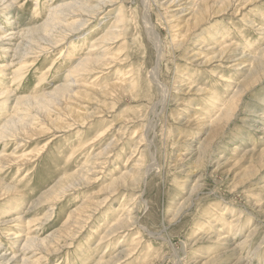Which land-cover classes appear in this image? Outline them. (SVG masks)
Instances as JSON below:
<instances>
[{
    "label": "rangeland",
    "instance_id": "1",
    "mask_svg": "<svg viewBox=\"0 0 264 264\" xmlns=\"http://www.w3.org/2000/svg\"><path fill=\"white\" fill-rule=\"evenodd\" d=\"M9 1L0 0V63L13 60L19 42H24L23 48L29 53L31 49L38 50L33 43L43 35L36 30L46 23L56 2L76 4V0H38L37 4L35 0H14L12 4ZM172 1L150 0L149 3L151 23L164 47L159 79L167 92L170 90L164 104L161 92H155L145 76L154 64V50L143 33V7L139 0H94L90 2L93 8L83 13L75 9L77 12L70 13L65 20L73 29L60 28L58 33L60 39L66 35L61 45L54 48L45 41L42 44L46 52L35 62L30 63L33 54L27 56L28 67L23 71L21 82L12 81L11 72L15 68L5 73L6 77L0 72L3 91L11 90L9 98L0 97V127L20 112L36 130L31 132L27 126L25 131H17L18 136L12 141L11 138L0 141V155L13 154L29 159L22 165L8 163L10 165L0 169V186L16 188L15 195L0 197V261L14 253L15 260L6 264H21L23 255L28 264H95L99 257L114 254L119 246H129L136 238L140 245L135 255L113 264L145 261L153 264H233L236 260L233 245L242 242L247 231L254 227L257 233H254L253 242L250 241L249 249L243 251L251 264H264V67L259 69L263 71L262 77L256 81L253 76L257 77L259 72H249L252 75L248 77V61H240V66H236L239 61L232 62L240 58L241 53L264 56V35L261 33L264 0H252L249 4L234 0L229 12L192 28L189 38L186 37L187 29L194 23V19L189 18L193 0ZM224 1L208 3L215 11L224 6ZM117 15L122 22L115 24ZM171 15H175L174 23ZM248 19L254 22L253 28ZM122 26L119 38L96 47L98 51L94 57L114 62L111 68L99 73L100 80L91 83L95 77L93 73L83 78L71 77L80 82L76 86L81 84L80 87L88 88L94 84L99 89L104 85L109 88L120 80L128 83L131 75L134 78L132 91L123 93L114 89L113 93L109 90L104 93L109 95H99L86 88L76 89L75 96L69 95L66 102L73 114L66 117L61 116V106L57 102L42 108L18 102V98H38L42 91L53 92L63 83H70L72 78L66 77L68 70L77 66L92 42L106 31L118 33ZM185 37L188 39L185 45L176 48ZM213 47L226 49L233 58L228 62L218 58L212 63H203L211 56ZM20 56L15 57L20 60ZM57 57L59 59L52 65L54 69L43 76V71ZM234 86L239 91L236 107L229 116L222 108L234 95ZM197 115L199 119L204 118L203 121L198 122ZM72 116L75 119L72 120ZM57 118H62L58 128ZM81 121L83 124H79ZM151 127L155 129H149ZM7 129L6 132L12 134L14 127ZM139 138L144 147L151 140V146L140 148L144 158L136 153L131 162L125 164L131 156L133 143ZM88 139L95 142L84 152L82 146ZM105 148L112 153L108 155L105 169L99 168L102 173L98 172L87 185H78L73 190L67 188L70 183L66 178L79 170L88 157L105 153ZM152 153L156 171L148 175L144 186L137 191L136 186L129 187L130 191L119 190L102 208H96L97 212L89 224L84 225L83 231L75 234L71 241L64 236L62 225L74 209L86 200L102 202L111 187L121 185L118 182L121 174L136 163H151ZM59 192L63 193L59 203L50 209V201L54 202L53 197ZM136 192L141 196L135 203L138 227L135 225L126 233L119 232L103 245H97V238L107 226L116 223L117 214ZM222 206L229 210L223 211V217L219 216ZM239 212L243 216V229L235 232L227 245H215L210 236L213 234L207 233L218 228L225 230L224 221ZM46 213L49 217L44 218ZM206 219L216 226L204 223ZM16 233L19 237L13 241L12 235ZM31 236L59 245L44 248L35 241L31 249L21 250L24 239ZM122 236L126 240L118 246ZM39 257L44 258L35 261ZM155 257L159 258L153 261Z\"/></svg>",
    "mask_w": 264,
    "mask_h": 264
},
{
    "label": "bare ground",
    "instance_id": "2",
    "mask_svg": "<svg viewBox=\"0 0 264 264\" xmlns=\"http://www.w3.org/2000/svg\"><path fill=\"white\" fill-rule=\"evenodd\" d=\"M13 1L14 0H10L9 4L10 3L12 4ZM35 1H36L35 3L37 4L38 0H35ZM92 1H94V0H76L75 1V3H76L75 5H69L67 3H64V4L63 3H59L58 4L56 2L55 6H53L52 12L49 14V16H47V19L45 21L46 23L41 25L39 27V29L36 30V31L40 30V33H42V35H43V38L40 37L38 40H36L33 43L34 46L38 50L34 51V49H31V53H29L27 50H25L23 48L24 42H19V44H17V46H15L14 51L17 52L15 54V56L17 54L21 55L20 56L21 59L18 60L14 56V58H13V60H11V62H9V63H0V72L4 73L3 76L6 77L5 73H7L9 70L15 68V70L11 72L12 81H17L18 83L21 82L20 79L24 77L23 71L25 70V68L28 67V66H26V65H28L27 64L28 63L27 56L29 54H33L34 59H32L31 61L29 60V61H30V63L31 62H35L37 60V57L42 55V53L46 52V48H45L46 46L43 47V44H42V42H45V41H48L50 46H53L54 48L59 46V44L62 43V41L65 40V37H66V35L64 36V35H62L63 34L62 33L61 35L63 36V38L62 39L59 38L60 36H58V33H60L59 32L60 28L67 27V29H73L69 25L65 24V22H66L65 20L69 17L70 13L77 12L75 9L79 10L80 13H83V11H86V10H88L90 8H93V6L90 5V2H92ZM95 1H97V0H95ZM174 1H176V0H173L172 2H174ZM180 1H185V0H177V2H180ZM209 1H211V0H193L192 2H190V0L188 1V2L191 3V7L189 8V18H193L194 19V23H193L191 28L187 29V35H186L187 38H189L191 36V32L190 31H191L192 28L199 27L200 24L205 23L207 21H210L211 18H213V17H215L217 15H222V14H225L226 12H229V10L233 8V4H234V0H232V1L221 0V2H223V1L225 2L224 6L216 9L215 11H213V9L209 6V3H208ZM239 1H241V0H239ZM61 2H63V1H61ZM139 2H140V5H142V7H143L142 17H141L142 26H143V30H144L143 33L146 35L147 39L151 43V46L153 47L152 49L154 50V60L152 59L154 61L153 62L154 64L151 67V69L148 71V75H145V76H147V78H148L147 80H149L150 85L152 86V88H155V92L156 91L157 92H159V91L161 92V94H162L161 102L164 104L165 97H166L167 93L170 91L168 89L169 91L167 92V89L165 88L166 86H164L161 83L160 79H159L160 78L159 76H161L159 74L161 73L160 69H161L162 61L165 58L164 47H162L163 45L161 46V42L162 41L160 42L159 35L157 33H155V30H154L153 25L151 23V19H150V16H149V14H150L149 13V11H150V9H149L150 8V4H149L150 0H139ZM242 2H246V4H249V3L253 2V1L252 0H244ZM33 13H34V11H33ZM120 17L121 16H119V15L116 16L115 24H118V23L122 22ZM162 17H163V15H162ZM174 17H175V15H171L172 22L176 21V20H174L175 19ZM261 21H264V18H262ZM247 22L249 23V26L251 28L254 27V22L251 19H248ZM122 30H123V26H122L120 31H117L118 33H116V34L107 33V31L105 33L101 34V36L98 37L99 38L97 40L98 42L97 41L92 42V44L88 48L89 51H87V53L79 61V63L76 64L77 66H75L74 68H71L70 70H68V72L66 74V77L70 78L71 76L79 75L80 78H83V77L86 76V74L89 75V74L93 73L95 75V77L93 78L94 80L91 83H97L100 80L99 79V73H102V71H104V70H106L108 68H111L110 66H111V64L113 65L114 62L112 60H103L101 58V56L94 57V55L96 54V51H98V50H96L97 49L96 47L98 46V48H99L100 44L104 45V44L109 43L110 41H113V40L119 38L121 36V31ZM261 30H262V32H261L262 35H264V28L261 29ZM6 33H8V32H6ZM10 34H14V33H10ZM187 38L184 39V40H180V42L177 45L178 47H176V48H182L185 45L186 40H188ZM0 39H2V38H0ZM234 46H235L234 48L236 49L237 45H234ZM248 48H251V46L249 45ZM236 50H234V51H236ZM210 54H211V56L209 58H207V60H205V62H203V63L209 64V63H212L213 61H215L218 58H219V61L221 59V61H227L228 62V60L233 58V57L230 58L229 54H227L226 49L224 50L223 48L217 49V48L213 47L211 49V51H210ZM58 59H59V57L55 58L53 63L48 65L49 67L47 66L48 67L47 70L45 69L46 71H43L44 72L42 74L43 76H46L51 71L52 65H54L55 62ZM245 60L249 62L248 63V67L246 69V71L248 73L249 72H253V74H255L257 71L259 72L261 70L260 69L261 67H264V56H262V55H258L257 57H252L249 54L241 53L240 54V58L234 59V60H232V62L239 61V63L236 66H240L241 65L240 61H245ZM145 61H146V59H145ZM35 65L32 64V66H35ZM52 69H54V68H52ZM263 71L259 72V75L257 77H256V75H254L253 78L257 79L256 81L260 80V78L262 77L261 73ZM124 75H126V74H124ZM248 75H249L248 77H250L252 74L249 73ZM71 78L72 79L70 81H68L70 83H63L61 87H57L56 90L53 91V92H44V91L41 92L40 91L41 94H39L40 96H38V98L34 97V98L29 99L28 97L27 98L22 97V98H18L17 100H18L19 103H23L24 106L27 105V103H28V104H31V105H34V106L40 107V108H42V106H47L48 107V104H50L51 102H55V103L57 102L59 104V106H61L60 107L61 116L62 117H66V115L67 116H71V114H73L72 113L73 111L69 108V105H67L66 102L69 99V95L75 96L74 93L76 92V89L85 90V88H86V89L95 91L96 94H99V95H109V94H104V93L107 92L108 90H109L108 92H112L113 93L114 89L118 90V91H123V93L124 92L129 93L130 91H132L131 84H132V82H134V78L131 77V75H130L128 77V79L131 78V80H129L128 83H125L124 80H120L119 79L120 80L119 82H114L113 84H111V86L109 85L110 86L109 88L103 84L104 86H99L100 88L98 89V87L96 88L94 86V84L89 85L88 88H87V86H81L80 87L81 84L79 86H76L77 83H80V82L78 80H74L73 77H71ZM86 79H88V78L86 77ZM169 82H170V80H169ZM225 82L229 83L228 80H225ZM245 82L246 81L241 83L240 86H242ZM73 84H74V86H72ZM151 86H149V87H151ZM234 88H235L234 95L227 102L224 103L225 107L222 108L224 113L226 115H229V116H230V113H232L233 109L236 107V98L238 97L237 96L238 95V91H239L238 87L234 86ZM151 90H150V92H151ZM199 92H201V91H199ZM10 94H11V90L10 89L8 91H3V88L0 86V97L4 96V97H8L9 98L10 96H7V95H10ZM261 101H263V99ZM205 102H208V101H205ZM157 105H160V102L157 101ZM101 113H102V111L99 113V115ZM18 114H19V116L15 115L11 120H8L3 125H1V127H0V141H2V140L3 141H5V140L9 141L10 139H8V138H11V141H12L13 139H15L18 136V134H16V132L19 131V130H24L25 131L27 126H28V128H29V130L31 132H34V133L36 132V130L32 129L31 122L29 120H27V121L24 120V117H22L23 114H20V112H18ZM197 116H198L197 119L201 118V117H199V115H197ZM75 117H77V116L75 115ZM75 117L72 116L71 117L72 120L75 119ZM202 117H204V116H202ZM57 119H58V122H56L55 124H56V127L57 126L59 127V125H62L61 124V122H62L61 119L62 118L61 119L57 118ZM203 119H199L198 122L203 121ZM82 122L83 121H81L79 124H83ZM214 122H216V120ZM8 126H13L14 127V130H13L12 134H8L9 132H6V130H8L7 129ZM149 129L152 130V129H155V128L151 127ZM39 131H41V130H39ZM150 133L151 132H149V134ZM39 134H42V133H39ZM145 136H147V135H145ZM141 138H139L138 140H136L133 143V148L131 150V156L125 161V164L130 163L132 158H133L132 156L136 155V153L140 154V158H144L143 157L144 156V154H143L144 151L140 150V148L143 146V145H141L142 144V139ZM152 138H154V136ZM94 142H95L94 139H88L86 141V144H83V146H82L83 149L82 150H84V152H86V150L88 148H90V147H92V145H94ZM114 143H117V141L116 142L114 141ZM151 143H152L151 140H149L147 142V144L145 146L146 149H149V146H151ZM21 146H22V144H21ZM21 146H18V147L16 146V147L19 148ZM105 150H106V148H105ZM11 152L13 153V151H11ZM111 153H112L111 151L106 150L105 153H103V151H102L101 153H96L95 155H92L91 158L88 157L87 158V162H85L84 165L79 170H76L75 172L72 173V175H70V176H68L66 178L67 182L70 183V185L67 186V188L73 190L78 185H82V184L87 185L89 183L88 181H90L94 176L99 174L98 172L102 173V170H104L105 166L108 164V160H109L108 159V155H110ZM7 155H0V169H2L6 165H10V164H12L14 162H18L19 164L22 165L24 162H27L29 160V159L26 160V156H15L13 154H10L8 156ZM27 156H29V155H27ZM180 157H181V155H180ZM30 158H31V156H30ZM137 162H139V159H138ZM150 162L151 163L148 164V162H147V164L144 165L142 162L136 163V161H135L136 164L133 165L131 167V169L129 171H127L125 174H123V175L121 174V177L118 179V182H120L121 185L117 186V187H111L109 189V191L107 192V194H105V198H103L102 202L94 203L92 201L90 202L89 200L88 201L86 200L85 203H83V205H80L78 208L74 209V211L69 214L68 218L66 219V221L62 225L63 232H66V234H64V236L70 238V241H71L74 238L75 234L78 235V233H80L81 230L83 231L84 225L89 224L88 221L90 222L91 218H93V216H94V213L97 212L96 208H99V209L102 208L103 205H105V203L109 202V199H112V198L116 197L115 195L117 194V192L119 190L130 191L129 187L136 186V191H137V188H140L141 186H144L145 182L148 181V180L146 181L148 175L151 172H155L156 171L155 170L156 169V165H155V162H154V154L153 153H152ZM8 163H10V164H8ZM100 167H103V169L99 170ZM18 171L20 172V170H18ZM67 188H66V190H67ZM62 192H64V191H62ZM62 192H59L58 195H56L55 197L51 196V197H53V201L54 202H52V200L50 201V204H52V205L49 206L50 209H52L53 206H55V205H57L59 203V200H60L61 196L63 195ZM0 193H1L0 197L1 196H5V195H9V194L10 195H15L16 188L15 187L13 188V187H8V186H2L1 185L0 186ZM50 193H52V190L50 191ZM48 194H49V192H48ZM122 197H124V196H122ZM140 197L141 196L138 195L137 192L134 193V195L130 198V201L128 202V204H126L125 208H123L122 211L117 214L116 223L113 224L112 226H107V228H105V230L102 232L103 234L97 238V240H98L97 245H103L104 242H107V240L112 239L113 237L118 235L119 232L126 233V232H128V230L130 228H133L136 225L135 224V220H136L135 205H137V204H135V203H136L137 200L140 199ZM107 205L108 204H106V206ZM222 207L223 208L220 209V211H219V216L223 217V211H226V210L229 211V210L225 206H222ZM48 214L49 213H46L44 218H46L48 216ZM242 217H243L242 213L239 212V213L231 216L227 221H224L225 222L224 223L225 230L221 229V228H218V229H215V230L213 229L211 232H208L207 234L208 235H210L211 233L213 234V235H210V236L214 239V244L215 245L219 244V243H224L225 245H227L228 242L232 241L231 237H233V234L235 232H238V231L243 229V223L244 222L242 221ZM206 222H207V224L210 227L216 226V225L213 226L214 223H210L211 221L208 220V219L204 220V223H206ZM101 227H103V226H101ZM140 229H141V227H140ZM253 229H254V227H252V230L247 231V233L244 235L245 237H244V240L242 242H237L236 244L233 245L232 248L234 249V252L236 251V260L233 262V264H242L243 262H244V264H251V260L247 259V253H245L243 250L244 249L248 250L249 247H250L251 242H253L251 240L253 239L254 233L256 232ZM143 230L145 232L147 231L145 228H143ZM70 232H71V234H70ZM91 233H93V232H91ZM147 234H151V233L148 232ZM51 236H48L47 238H50ZM64 236H62V237L60 236V239H63ZM16 237H19V235L17 236V233L13 234L12 235V238H13L12 240L16 241L17 240ZM35 237H33V236H31L30 238L26 237L24 239L25 243L23 244L21 250H25L26 251L28 249H31V247L35 246V241L38 242L40 245H42L44 248L45 247L46 248H55V246L57 247L59 245L57 242L56 243L54 242L55 245H53V243L50 242V240H45V241L42 240L41 241V240H38V238H35ZM118 240L119 241H118L117 245L119 246L126 239H125L124 236H122ZM97 245H96V247H97ZM139 245H140L139 239L135 238V240H133V243H130L129 246L128 245L127 246L126 245L119 246L116 250H114V254L110 253L109 256H106L104 258L102 256L99 257L98 261H96L95 264H113L114 262L118 263L119 261L123 260L127 256H131V255L134 256L135 255L134 252L136 251L137 247H139ZM0 246H1V243H0ZM259 246H260V244H259ZM186 247L184 246V248H186ZM56 251L57 250H54V252H56ZM221 254L223 256L224 252L221 253ZM253 254H255V253H253ZM15 258L16 257L14 255V253H10L9 257H3V259L0 261V264L9 263L11 261H14ZM43 258L44 257H39L35 261H39V260L41 261ZM158 258L159 257H155V259L153 261L157 260ZM193 259L195 261V258H193ZM21 264H28V259H26L24 257V255L21 258ZM142 264H153V262H146L145 261Z\"/></svg>",
    "mask_w": 264,
    "mask_h": 264
}]
</instances>
